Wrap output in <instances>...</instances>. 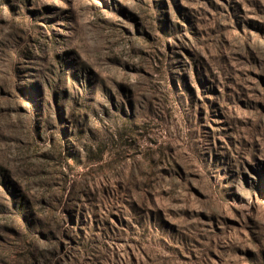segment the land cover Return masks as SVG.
<instances>
[{
    "label": "rangeland",
    "instance_id": "rangeland-1",
    "mask_svg": "<svg viewBox=\"0 0 264 264\" xmlns=\"http://www.w3.org/2000/svg\"><path fill=\"white\" fill-rule=\"evenodd\" d=\"M0 264H264V0H0Z\"/></svg>",
    "mask_w": 264,
    "mask_h": 264
}]
</instances>
